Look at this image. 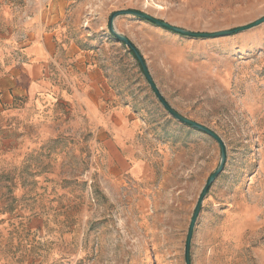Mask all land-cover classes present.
<instances>
[{"label":"rangeland","instance_id":"374dc122","mask_svg":"<svg viewBox=\"0 0 264 264\" xmlns=\"http://www.w3.org/2000/svg\"><path fill=\"white\" fill-rule=\"evenodd\" d=\"M121 9L216 32L261 18L264 0H68L67 38L93 77H52L42 92L0 103V264H186L189 225L221 148L170 115L110 33ZM115 27L168 103L226 146L192 264H264V22L211 38L131 14Z\"/></svg>","mask_w":264,"mask_h":264},{"label":"crops","instance_id":"0c3cea01","mask_svg":"<svg viewBox=\"0 0 264 264\" xmlns=\"http://www.w3.org/2000/svg\"><path fill=\"white\" fill-rule=\"evenodd\" d=\"M11 1L0 0V103L42 92L52 77H93L78 44L67 38L68 0Z\"/></svg>","mask_w":264,"mask_h":264},{"label":"water","instance_id":"95a60500","mask_svg":"<svg viewBox=\"0 0 264 264\" xmlns=\"http://www.w3.org/2000/svg\"><path fill=\"white\" fill-rule=\"evenodd\" d=\"M124 14H131L134 15L144 21H147L149 23L155 24L157 26H160L162 28H165L169 31H172L174 33L183 35V36H189V37H194V38H211V37H220V36H227V35H231V34H235L238 33L240 31L252 28L254 26H257L261 23L264 22V16H262L261 18L246 24V25H242V26H238V27H234L231 29H226V30H222V31H216V32H199V31H191V30H187L184 28H181L179 26L173 25L167 21H164L160 18L154 17L144 11L141 10H136V9H121L118 11H115L114 13H112V15L110 16L109 19V31L110 33L120 42L124 43L127 47H129L130 50H132L135 54V56L137 57L145 77L147 78L150 86L152 87L153 91L155 92V94L157 95L158 99L161 101L162 105L167 109V111L170 113L171 116H173L175 119L181 121L182 123H185L187 125H189L190 127H193L195 129L204 131L205 133H207L208 135H210L211 137H213L218 144L220 145L221 148V161L220 164L217 168V170L212 173L210 175V177L208 178L206 184L204 185L201 194L199 196V199L197 201L195 210H194V214L192 216L190 225H189V230H188V234L186 237V243H185V263L186 264H192V260H191V243H192V238H193V233H194V227L196 224V221L198 219L199 213L201 211L202 208V204L203 201L205 199V196L207 195L212 183L215 181V179L217 178V176L222 172L224 166H225V161L227 159V152H226V146L225 143L223 141V139L213 130H211L210 128L204 126L201 123H198L196 121H193L183 115H181L179 112H177L169 103L168 101L163 97V95L161 94L159 88L157 87L155 81L153 80L147 63L143 57V55L141 54V52L139 51V49L133 44V42L124 34L120 33L119 31H117L116 27H115V19L119 16V15H124Z\"/></svg>","mask_w":264,"mask_h":264},{"label":"trees","instance_id":"16d2710c","mask_svg":"<svg viewBox=\"0 0 264 264\" xmlns=\"http://www.w3.org/2000/svg\"><path fill=\"white\" fill-rule=\"evenodd\" d=\"M131 51V50H130ZM132 52V54L135 56V54H134V52L133 51H131Z\"/></svg>","mask_w":264,"mask_h":264}]
</instances>
